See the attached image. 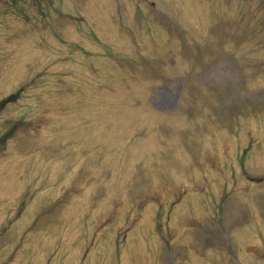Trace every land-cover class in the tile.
Here are the masks:
<instances>
[{
	"label": "rangeland",
	"instance_id": "rangeland-1",
	"mask_svg": "<svg viewBox=\"0 0 264 264\" xmlns=\"http://www.w3.org/2000/svg\"><path fill=\"white\" fill-rule=\"evenodd\" d=\"M0 264H264V0H0Z\"/></svg>",
	"mask_w": 264,
	"mask_h": 264
},
{
	"label": "trees",
	"instance_id": "trees-1",
	"mask_svg": "<svg viewBox=\"0 0 264 264\" xmlns=\"http://www.w3.org/2000/svg\"><path fill=\"white\" fill-rule=\"evenodd\" d=\"M7 136H8L7 133H5L0 141L2 142L4 139L6 140Z\"/></svg>",
	"mask_w": 264,
	"mask_h": 264
}]
</instances>
